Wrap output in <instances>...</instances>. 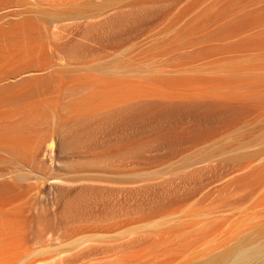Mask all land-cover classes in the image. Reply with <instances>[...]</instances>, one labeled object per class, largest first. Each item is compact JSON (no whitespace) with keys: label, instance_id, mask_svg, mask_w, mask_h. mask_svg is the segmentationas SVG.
I'll use <instances>...</instances> for the list:
<instances>
[{"label":"bare ground","instance_id":"obj_1","mask_svg":"<svg viewBox=\"0 0 264 264\" xmlns=\"http://www.w3.org/2000/svg\"><path fill=\"white\" fill-rule=\"evenodd\" d=\"M263 154L264 0H0V264H45L22 256L37 237L179 215L199 177L255 172ZM150 226L89 250L176 264L171 231Z\"/></svg>","mask_w":264,"mask_h":264},{"label":"rangeland","instance_id":"obj_2","mask_svg":"<svg viewBox=\"0 0 264 264\" xmlns=\"http://www.w3.org/2000/svg\"><path fill=\"white\" fill-rule=\"evenodd\" d=\"M262 157L264 158V154L259 159L261 161L257 162V171H260V174L257 171H255L257 174L255 172L229 171L222 175L199 177L191 184L189 190L184 191L182 194H177L182 197L180 198V201H182L180 205L177 203L181 211H179L180 214L167 215L164 216L165 218L162 217L163 219L157 220V226L159 227L156 226V222L143 225L144 227L130 225L115 229L112 232L113 234L109 233L107 234L108 236H97L90 233L78 234L69 238H60L59 236L55 238V236L48 234L42 236L44 238L37 237L31 243H26L25 248L27 250H24L22 256L26 259L41 260L45 264H62V262L63 264H97L98 262L102 264L101 262L103 261L99 259L102 255L96 254L98 253L97 251L93 252V250L89 249L95 245L117 247L118 245L115 244H120L119 246H121L127 240L129 241V239L136 237V233V235H142L140 232L142 231L141 233H143L151 225V230L171 231L169 249L172 252L168 249V253H164L167 254L165 257L171 254L169 255L170 257L164 258V261L171 258L170 261L173 259L176 264H201L214 255L227 253V251L230 253V250L232 251L237 246H241L239 251V248L236 249L237 251L233 250L224 263L237 264L235 259L240 252L264 244V204L262 205L259 202L260 199H258L264 195V188L253 186L252 181L250 182V180L259 176L261 178L264 177V159H261ZM261 162L263 163L262 165H260ZM247 181L250 182L247 185L251 187L243 185ZM122 198L126 199L128 196L125 194L120 195L119 199ZM48 199L47 197L45 198L47 203H49ZM176 210L178 211V209ZM190 211H193V214H189L190 217L186 216V213ZM180 215L182 217L179 219ZM181 224L185 228L183 227V229L181 228L182 230L179 229L177 231L172 230L180 227ZM133 227L135 228L132 229ZM136 228L139 230H136ZM140 228L142 229L140 230ZM94 241L100 242V244L94 243ZM165 241H168V239H165ZM101 242H104V244ZM158 246L157 244L155 245L156 248ZM172 253H175V255L172 256ZM163 257L164 255L160 258ZM91 260L95 261L92 262ZM263 261L264 256L252 261L250 264H262Z\"/></svg>","mask_w":264,"mask_h":264}]
</instances>
